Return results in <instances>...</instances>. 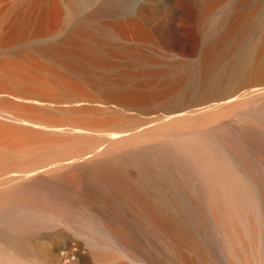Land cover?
I'll return each instance as SVG.
<instances>
[{"label":"bare ground","instance_id":"obj_1","mask_svg":"<svg viewBox=\"0 0 264 264\" xmlns=\"http://www.w3.org/2000/svg\"><path fill=\"white\" fill-rule=\"evenodd\" d=\"M248 1L217 18L193 60L114 65L125 46L101 43L75 21V37L44 47L106 90H83L66 106L108 116L29 111L14 114L17 129L0 128V264H264V25L241 46V25L257 9L264 24V2L246 14ZM74 4L63 12L73 15ZM153 7L109 22L112 34L129 39ZM21 55L0 59L1 80L30 92L76 89L61 73L53 85L54 71Z\"/></svg>","mask_w":264,"mask_h":264},{"label":"rangeland","instance_id":"obj_2","mask_svg":"<svg viewBox=\"0 0 264 264\" xmlns=\"http://www.w3.org/2000/svg\"><path fill=\"white\" fill-rule=\"evenodd\" d=\"M66 1L0 0V59H3V56L7 58L10 56L9 58L16 62L18 59H22L21 53L23 55L27 54L26 56L34 57L39 63L41 62L40 64H45V67L47 65L46 68L51 70L52 73L54 71L57 74L54 73L56 77L62 76L61 78L65 79H63V82H70L72 88H76L75 90L73 89L74 91L58 92L59 90H53L54 92H51V90L48 92V88L45 89L44 86H41L43 89L37 87V89L39 88L38 90L36 89L37 91L32 92L31 90L30 92L24 85L16 86L15 83L13 85V82L11 83L6 79L2 78L4 80L2 81L0 77V84H2L0 85V128L3 127V131H0L2 132H9V130L11 132L17 129L19 123L17 125V121L14 120V114L22 115L29 111L53 115L56 118L61 117L59 119L68 118V116L100 119L108 116V114H105L107 112L98 110V108L95 111L93 109L86 110L84 113L78 112L76 114L72 112L67 106L71 105V100L73 101L74 97L82 98L84 96L83 90L86 91L85 93L88 92L87 94L89 92L94 95L95 93L97 95L101 93V96L103 93L106 94V90L96 84L97 82L94 80L96 77L92 73L80 74V72H72L70 69L66 70V67L53 62V60L42 54V50L48 45H52L53 42L57 43L67 37V35L75 37L72 33L75 28V25H73L74 21V24L79 22L78 27L81 30L90 31L101 43L106 42L115 46L118 45V48L121 47L120 52H122L121 49L126 48L121 54L117 53V57L107 58V61L110 59L114 65L124 62L123 64L130 63L129 65H131L133 63L132 65H138L136 67H139L143 65L142 57L148 56V58L158 61V64L165 66L175 60H180V58L193 60L200 47L213 39V33L218 29L217 18L221 15H229L232 12L234 0H208L212 5L210 8L205 6L206 0H182L184 5L180 10L168 6L171 0H74L75 4L73 7L75 11L71 16L63 12L62 8ZM263 2L264 0H249L244 7L245 13L248 14L253 3L262 5ZM57 5L60 9L56 7ZM147 5H154V13H150L143 23L137 26V29L141 30L136 28V30H130L131 33L129 32V35L131 34L132 38L130 37L129 39L126 36L124 38L114 35V31L109 27V22H120L131 17L139 7ZM98 6L103 7V12L100 16L90 20L84 18L86 12ZM258 11L257 9L254 15L249 16L247 24L243 22L241 25V28L248 31L241 44L242 47L247 48L253 45L256 37L252 38L249 34L261 30L264 25L261 21L262 18H260L262 12L258 14ZM142 31H144L143 34ZM120 35L122 36V33ZM126 50L130 52L123 54L127 52ZM180 52L185 53L187 56H181ZM117 70H115L116 72L113 70L114 75L119 74ZM58 77V82L56 83L55 78V80L53 79L54 81L51 80L53 85L63 83H60L62 79L58 80ZM85 78L89 81L91 80L89 84ZM84 80H86V83ZM50 82L48 84L51 87L52 82ZM94 83L96 87L93 86L95 85ZM48 84L45 87L49 86ZM98 85L101 89L98 88ZM100 95L98 96L101 97ZM29 99L39 100L42 103L32 102ZM44 101L45 103H43ZM86 105L94 107V104L92 106L90 103ZM96 111H98V115ZM100 111L102 113L99 115ZM4 128L6 130L8 128V130L6 131ZM10 128L13 129L11 130Z\"/></svg>","mask_w":264,"mask_h":264}]
</instances>
